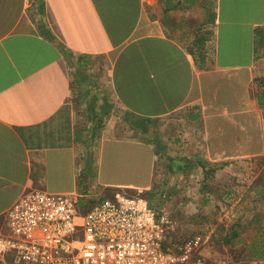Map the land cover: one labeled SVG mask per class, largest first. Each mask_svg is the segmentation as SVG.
<instances>
[{"label":"crops","instance_id":"1","mask_svg":"<svg viewBox=\"0 0 264 264\" xmlns=\"http://www.w3.org/2000/svg\"><path fill=\"white\" fill-rule=\"evenodd\" d=\"M263 42L264 0H0V225L31 188L84 208L151 190L165 147L144 132L200 164L264 160ZM105 153L146 181L103 178Z\"/></svg>","mask_w":264,"mask_h":264},{"label":"built area","instance_id":"2","mask_svg":"<svg viewBox=\"0 0 264 264\" xmlns=\"http://www.w3.org/2000/svg\"><path fill=\"white\" fill-rule=\"evenodd\" d=\"M201 237L171 241L141 195L115 192L84 209L73 195L25 191L0 232L3 264H205Z\"/></svg>","mask_w":264,"mask_h":264},{"label":"rangeland","instance_id":"3","mask_svg":"<svg viewBox=\"0 0 264 264\" xmlns=\"http://www.w3.org/2000/svg\"><path fill=\"white\" fill-rule=\"evenodd\" d=\"M259 61L257 69L261 75H264V45ZM262 86L264 87L263 84ZM175 133L173 129H163L157 133H141L145 139L156 137L159 139L158 144L165 147L157 149L159 157L157 156L155 161L153 188L148 202L157 211L160 219L163 216L168 238L179 243L188 237L199 235L202 244L194 251V257L202 255L205 264H254L248 258L251 246L248 249L246 245L254 238L258 241L259 237L249 220L257 211H264V199L256 196V190L253 191L250 187L254 181L259 180L257 174L264 171L263 158L251 160L248 158V162L236 161L226 165H222L224 161H220L221 165L207 164L208 169H216L219 166L221 168L216 175L211 174L205 180V172L199 163L197 151L185 148L182 140L180 143L175 142L173 140ZM128 157L123 156L114 160L111 155L105 153L102 163L103 178L146 181L147 171H143V167H140L137 172V165ZM261 179H263L262 185L264 175ZM227 191L228 193L225 194L224 192ZM233 191H236L235 194ZM120 192L146 198L149 195L147 191L140 190L125 189ZM112 194L114 193L111 191H104L92 196L91 200L96 202ZM233 223L244 225L243 230L240 231L243 242L224 241V236L229 235ZM4 230L5 225L1 224L0 231Z\"/></svg>","mask_w":264,"mask_h":264},{"label":"trees","instance_id":"4","mask_svg":"<svg viewBox=\"0 0 264 264\" xmlns=\"http://www.w3.org/2000/svg\"><path fill=\"white\" fill-rule=\"evenodd\" d=\"M201 167L203 168V171L205 172V178L206 179H208L209 175L214 174V172L216 170L215 168L214 169H208L205 164H201ZM177 168L178 167H176V169ZM262 175H264V171H260L259 180L254 181L252 186L258 185L257 182L261 181ZM151 191H152V189L147 191V193L149 194L147 196V198L145 197L147 200L150 199L149 197H150ZM149 205L152 208V204L149 203ZM86 207H88V206H86ZM262 219H263V215L261 214L260 211H257L253 215V217L249 220V223H251L252 227H254V229L256 230V235L259 237L260 241H259V239H258V241H253L251 244H247L246 247L249 249V246H251V250L249 249V251H251L253 254H255L254 256H256V257H264V222L262 221ZM243 227H244V225L241 223H233L230 226L229 235L227 234L226 236H224V241L227 243H231L234 240H238L240 242L241 241L243 242V240L241 239L242 233L240 232L241 230H243ZM255 240H256V238H255Z\"/></svg>","mask_w":264,"mask_h":264}]
</instances>
